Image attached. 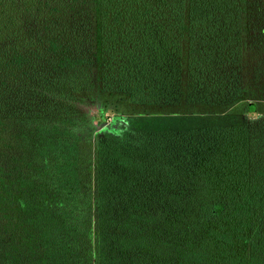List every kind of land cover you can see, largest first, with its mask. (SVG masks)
Here are the masks:
<instances>
[{"label": "trees", "instance_id": "16d2710c", "mask_svg": "<svg viewBox=\"0 0 264 264\" xmlns=\"http://www.w3.org/2000/svg\"><path fill=\"white\" fill-rule=\"evenodd\" d=\"M0 264H264V0H0Z\"/></svg>", "mask_w": 264, "mask_h": 264}, {"label": "rangeland", "instance_id": "374dc122", "mask_svg": "<svg viewBox=\"0 0 264 264\" xmlns=\"http://www.w3.org/2000/svg\"><path fill=\"white\" fill-rule=\"evenodd\" d=\"M100 101L90 100L87 106V112L90 116V124L95 128V132L99 133L104 129H111L115 132L119 133L122 129L127 127L128 125L133 124L138 119V115L126 114V108L124 109H115L112 106L108 107L105 111L106 120L101 119V115L99 112ZM250 117H255L256 113H249ZM141 118V117H140Z\"/></svg>", "mask_w": 264, "mask_h": 264}]
</instances>
